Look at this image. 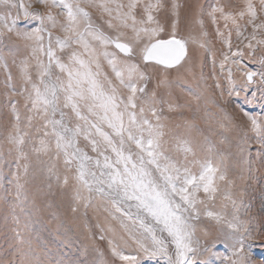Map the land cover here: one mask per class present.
<instances>
[{"label": "snow or ice", "instance_id": "6c2138e0", "mask_svg": "<svg viewBox=\"0 0 264 264\" xmlns=\"http://www.w3.org/2000/svg\"><path fill=\"white\" fill-rule=\"evenodd\" d=\"M241 96L264 108V0H0L4 264H52L44 211L90 264H253L264 113Z\"/></svg>", "mask_w": 264, "mask_h": 264}, {"label": "rangeland", "instance_id": "374dc122", "mask_svg": "<svg viewBox=\"0 0 264 264\" xmlns=\"http://www.w3.org/2000/svg\"><path fill=\"white\" fill-rule=\"evenodd\" d=\"M215 0H205V3H214ZM224 3H238L239 0H222ZM233 106H238L245 111L264 113V108L259 104L250 106L244 103L243 96L232 98ZM239 118V117H238ZM201 126L203 127V123ZM216 139L215 137H212ZM255 152V148H253ZM251 179L245 188V203L250 207L251 213L259 216L264 212V168L257 163ZM230 175H232L230 173ZM10 179V177H9ZM9 186L10 185H6ZM220 201H217L219 206ZM55 211V209H53ZM5 212H0V264H4L11 255L13 233L11 231V219L8 220L9 227H5ZM29 234L33 242L46 254L47 258L56 264L62 260L64 264H90L93 259L91 252L85 254L84 247L88 241L81 232L70 221L61 223L54 220L48 211L34 214L29 221ZM215 251L224 252L222 245H217ZM253 264L264 262V237H258L251 249ZM145 264H156L155 261L147 260Z\"/></svg>", "mask_w": 264, "mask_h": 264}]
</instances>
